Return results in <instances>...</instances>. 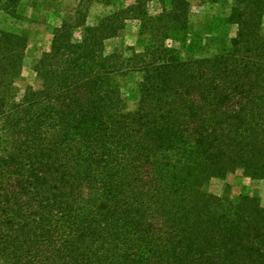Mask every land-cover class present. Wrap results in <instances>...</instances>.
<instances>
[{
    "label": "trees",
    "instance_id": "obj_1",
    "mask_svg": "<svg viewBox=\"0 0 264 264\" xmlns=\"http://www.w3.org/2000/svg\"><path fill=\"white\" fill-rule=\"evenodd\" d=\"M189 8L132 0L94 26L76 11L20 98L26 41L0 30V264H264L259 200L208 186L264 179V0H231L236 32L203 58ZM127 22L147 43L107 53ZM133 74L129 110L117 79Z\"/></svg>",
    "mask_w": 264,
    "mask_h": 264
},
{
    "label": "rangeland",
    "instance_id": "obj_2",
    "mask_svg": "<svg viewBox=\"0 0 264 264\" xmlns=\"http://www.w3.org/2000/svg\"><path fill=\"white\" fill-rule=\"evenodd\" d=\"M169 0H166L168 2ZM189 5L188 39L196 42V57L211 55L222 44L233 38L236 27L228 22L231 0H186ZM108 5L97 0H20L15 18L5 16L0 11V30L13 32L26 41L24 62L19 78L14 82L17 98L26 87L39 88V81L32 70L35 60L48 51L52 33L68 17L81 11L88 26L96 25L99 20L111 12H117L132 3V0H110ZM160 11L156 3L150 4V13ZM264 33V18L262 23ZM79 32L74 33L78 38ZM147 38L137 34L136 23L127 22L126 28L118 37L105 43L106 52L145 45ZM169 47L173 45L167 41ZM138 75L118 78L117 85L127 102L129 110H134L136 101V82ZM209 191L217 196L227 194L232 200L240 196H249L259 200L264 207V179L254 180L245 177L241 171L228 173L223 178H214L209 182Z\"/></svg>",
    "mask_w": 264,
    "mask_h": 264
}]
</instances>
